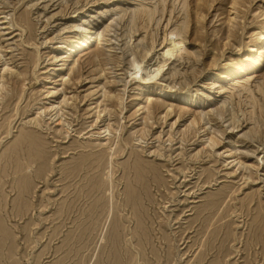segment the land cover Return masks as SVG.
<instances>
[{
	"label": "rangeland",
	"instance_id": "obj_1",
	"mask_svg": "<svg viewBox=\"0 0 264 264\" xmlns=\"http://www.w3.org/2000/svg\"><path fill=\"white\" fill-rule=\"evenodd\" d=\"M262 31L264 0H0V264H264Z\"/></svg>",
	"mask_w": 264,
	"mask_h": 264
},
{
	"label": "bare ground",
	"instance_id": "obj_2",
	"mask_svg": "<svg viewBox=\"0 0 264 264\" xmlns=\"http://www.w3.org/2000/svg\"><path fill=\"white\" fill-rule=\"evenodd\" d=\"M82 33V32H81ZM89 30H85L84 31V34L82 35L81 38L77 39V40H72L71 44L69 45V51L72 53V55H77L79 54L80 52L84 51V50H89L90 49V46H91V42H90V36H89ZM178 42H175V41H172V43H170L168 45L167 48H164L163 49V52H162V57H163V60L162 61H156L154 63V65H152V63L150 64L151 60L148 61L146 58H143L141 61H138V62H135L132 63V75L137 78L139 76H141L142 74L146 77V80H150V79H154L158 76H160L162 74V72L164 71L165 69V66H166V62L171 60L175 55H176V52L178 50ZM249 52H250V55H253V57L250 59V61L246 62V67L243 68H239V69H243V71H246L245 68H257V67H260L263 63H264V31H262V33L259 35V40L258 42H256L253 46L250 47L249 49ZM145 57V56H144ZM149 58V57H148ZM156 59V58H155ZM154 61V60H153ZM230 70V69H229ZM231 70L234 72V71H238V69L236 70V67H232ZM241 71V70H239ZM140 78V77H139ZM143 109V108H142ZM140 110V109H139ZM107 131V130H106ZM23 137V136H22ZM25 138V137H24ZM30 139V138H28ZM32 139V138H31ZM23 141V140H22ZM19 142V141H18ZM23 145H24V141H23ZM39 145V144H38ZM18 146H19V143H18ZM27 147V145H26ZM19 148H22V147H19ZM34 148V147H33ZM31 149V147H30ZM40 149V148H39ZM37 148V152H36V160L39 161V159L42 158V154H41V151ZM15 152V151H14ZM13 152V153H14ZM35 153V151H34ZM18 154V153H17ZM14 155V154H12ZM32 155V154H31ZM16 158V157H15ZM29 158V157H28ZM23 159V158H22ZM31 159V158H30ZM29 159V160H30ZM9 160H10V156H9ZM16 162V161H15ZM18 162V161H17ZM34 162H35V159H34ZM30 163V161L28 162ZM5 164H7L5 162ZM21 164V163H20ZM18 165V164H17ZM22 165V164H21ZM31 165V164H30ZM5 166V165H4ZM11 167V166H10ZM16 167V166H15ZM29 167V165L27 166ZM26 167V169H27ZM41 167V166H40ZM43 167V166H42ZM22 168V167H21ZM3 169V168H2ZM6 167L3 169L4 171ZM16 170H17V167H16ZM21 171V170H20ZM39 171V169H38ZM13 172L17 173L15 171V169L13 168ZM19 172V171H18ZM3 173V171H2ZM22 173V172H21ZM24 174V173H23ZM4 175V173H3ZM6 175V174H5ZM17 175V174H16ZM22 175V174H21ZM21 175L19 177H21ZM27 176V174H26ZM16 177V176H15ZM14 177V178H15ZM36 178V177H35ZM19 180H22V179H19ZM92 180V179H91ZM25 181V180H24ZM93 181V180H92ZM17 182V181H16ZM23 182V180H22ZM21 183V182H20ZM18 184V182H17ZM19 185V184H18ZM99 185V184H98ZM20 187H22V190L23 192H25L26 190V187L27 186H24V183L23 184H20ZM94 187V186H93ZM100 188V187H99ZM92 189V187H91ZM95 189V188H94ZM93 189V190H94ZM29 190V189H28ZM81 190V189H80ZM20 191V190H19ZM95 191V190H94ZM93 191V192H94ZM21 192V191H20ZM93 192H90V194H88L90 196V198L93 197ZM95 193V192H94ZM21 194V193H20ZM25 195V193H24ZM19 197V196H18ZM21 197V196H20ZM79 199V198H78ZM22 200V199H20ZM24 200V199H23ZM80 200V199H79ZM128 200V199H127ZM130 200V199H129ZM128 200V201H129ZM20 202V201H19ZM23 203V201H22ZM128 203V202H127ZM135 203V202H134ZM20 204V203H19ZM71 204V203H70ZM78 204V203H77ZM97 204V203H96ZM68 206V205H67ZM127 206V205H126ZM128 207V206H127ZM134 207V205H133ZM21 208V207H20ZM19 208V209H20ZM73 208V207H72ZM69 209V208H67ZM74 209V208H73ZM67 212V211H66ZM96 213V209H95V205L91 202L90 203V208H89V211H88V214L89 217L88 218H93V216L95 215ZM134 214V213H133ZM135 216V215H134ZM77 218V217H76ZM136 218V217H135ZM90 220V219H89ZM140 220V219H139ZM141 221V220H140ZM139 223V222H138ZM202 223V222H201ZM205 224V223H204ZM143 226V225H142ZM204 227V226H203ZM142 228V227H141ZM118 231V230H117ZM137 231V230H136ZM200 232V231H199ZM135 234H138V233H135ZM201 236H204L206 234V231L205 230H201V232L199 233ZM139 235V234H138ZM146 237V236H145ZM119 239V238H118ZM137 239H138V236H137ZM203 240V239H202ZM146 242V241H145ZM116 245V244H115ZM120 245V244H119ZM115 248V247H114ZM200 248L201 250L203 249V253H202V257H201V261H199L197 264H201L206 258L207 256L209 255V250H206V242L203 240L202 244L200 245ZM97 260V259H96ZM96 260H95V264H96ZM133 262V261H132Z\"/></svg>",
	"mask_w": 264,
	"mask_h": 264
}]
</instances>
